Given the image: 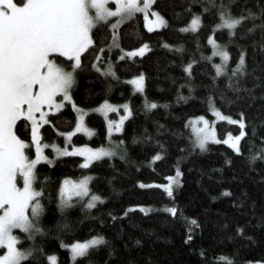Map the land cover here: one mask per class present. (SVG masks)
Listing matches in <instances>:
<instances>
[{
  "label": "trees",
  "instance_id": "obj_1",
  "mask_svg": "<svg viewBox=\"0 0 264 264\" xmlns=\"http://www.w3.org/2000/svg\"><path fill=\"white\" fill-rule=\"evenodd\" d=\"M189 3H192V12L186 10ZM242 3L245 0H240ZM246 3L253 11H258L264 0H246ZM240 4L233 7L234 13L239 11ZM155 7L168 20L166 27L147 30L142 13L119 25L124 48L138 47L144 41L150 44V52L143 57L126 58L124 61H116L118 50L113 49L111 59L116 62L119 81L104 79L91 68L94 51L82 54L84 67L78 70L73 97L78 105L89 110L85 123L95 132L91 137L75 133L67 146L89 144L92 147H111L112 144L117 154L94 161L88 168L80 166L83 158L79 155L56 157L52 164L40 162L37 165L40 180L48 177L44 201L47 211L43 224L50 230L37 243L43 245L46 253L56 254V264H89V260L91 264H230V261L231 264H246L249 260H264V225L259 223L264 214V182L259 179L264 175V161L257 160L255 166H251L246 155L235 153L221 141H209L208 150L204 152L198 147L193 150L189 139L194 121L189 123V120L200 115L214 122L212 127L219 137L228 132L233 135L239 132V125L217 119L209 111V93L213 94L217 107L225 115L238 119L243 109L250 121H258L264 118V100L259 98L264 89L258 81L247 80L249 88L253 83L257 84V99L249 106L247 100L236 101L233 92L227 89L226 75L221 74L213 80L215 69L212 64L219 63L220 57L214 56L212 61H207L201 58V54L207 56L212 52L207 37L212 32V25L219 21L214 9L203 15V24L195 32H181L179 29L190 21L192 13L201 11L199 0H156ZM256 22L259 23V20ZM111 31L110 27L103 25L98 31L94 29L95 38L98 42L107 43L111 39ZM242 31L239 30L234 38L229 37L226 27L215 31L216 40L225 45L231 54L229 70L234 67L240 48L246 46L247 68L250 72L255 68L254 75L257 77L264 75L260 71L264 68L261 33L257 30L255 34L242 37ZM165 41L174 46L183 45V48L169 49L163 46ZM57 59L67 66V58L57 56ZM190 60L197 63L193 65L189 79L183 66ZM140 71L146 75L144 93L134 91V86L127 82L128 77ZM188 83L193 85L191 91ZM222 90L224 100L220 98ZM180 94L188 99H181ZM145 96L149 101H156L157 107L146 109ZM104 99L116 105L129 102L133 112L124 120L121 132L111 133V142L108 121L119 120L124 115V109L119 107L107 116L92 111ZM228 99L234 103L228 104ZM75 115L71 103H66L60 113L50 114L49 118L63 132L74 126ZM186 123L189 124L187 128ZM42 131L43 142L49 145L45 152L52 157L51 145L55 143L64 147L65 138L50 125H44ZM246 131L252 134L250 127ZM257 131L259 135H264V128L259 124ZM18 134L30 139L23 126H20ZM255 138L258 144L259 136ZM118 141L124 143L120 145L116 143ZM241 144L244 152L248 153L246 138H242ZM160 145L164 146L163 149ZM158 151H163L164 156L153 162L151 157ZM29 154L33 155L32 148ZM121 155L125 158L121 159ZM226 160L232 163L227 164ZM177 163L184 173L181 178L184 182L175 188L174 200L157 185L141 187L137 183H166V177L174 174ZM90 174L89 187L106 199L88 209L84 207L87 203L85 198L61 212L57 200L63 179L70 177L76 180ZM224 188L230 189L232 195H221ZM214 196L216 199L212 198ZM233 200L237 203L233 204ZM241 200L244 202L240 203ZM172 203L179 206L182 215L172 217L163 210ZM134 204L151 206L153 210L146 214L136 208L122 215L129 205ZM184 217H195L200 221V227L194 230L193 238L188 242L184 239L187 235ZM58 221L69 224L70 230H58ZM238 224L246 226L244 236L236 235ZM97 234L103 235L107 243L93 250L88 258L77 257L73 261L70 250L61 246V241L68 244ZM249 236L254 239H248ZM30 243L24 241L20 246L27 247ZM225 256L230 261L222 259ZM28 264L50 262L38 257Z\"/></svg>",
  "mask_w": 264,
  "mask_h": 264
},
{
  "label": "snow or ice",
  "instance_id": "obj_2",
  "mask_svg": "<svg viewBox=\"0 0 264 264\" xmlns=\"http://www.w3.org/2000/svg\"><path fill=\"white\" fill-rule=\"evenodd\" d=\"M110 2L113 0H0V264H22V262L28 264L31 259L38 257L45 258L50 264L57 262L55 253H46L43 245L37 243L39 238L45 237L50 231L43 224V216L47 211L44 201L48 177H44L43 180L39 178L37 165L41 161L52 164L56 157L78 154L83 157L80 166L88 168L94 161L117 154L112 147L104 145L92 147L89 144H73L70 149L67 147L75 133H86L91 137L95 132V129L85 123V116L89 110L78 105L73 97L78 70L84 67L82 54L90 50L94 51L95 58L91 61V68L104 79L112 78L119 81L116 62L111 59L113 49L118 50L116 61L143 57L145 53L150 52V44L147 41L139 43L138 47L124 48L118 31L119 25L140 13L143 14L145 27L149 31L166 27L169 22L155 7L156 0H114V6H109ZM199 2L201 11L192 13L190 21L179 30L195 32L203 24V15L215 10L219 21L212 25V32L207 37L212 52L207 56L202 53L201 58L212 61L214 56H219L220 62L212 64L215 69L213 80L215 81L221 74L226 75V87L233 92L236 101L247 100L250 106L257 99L255 93L257 84L253 83L249 88L246 86L247 80L258 81L259 86L264 89V75L257 77L254 75L255 68L251 72L247 68L246 46L240 48L234 67L229 70L228 62L231 54L225 45L216 40L214 34L216 30L225 27L230 38L236 37L241 29L242 37L255 34L259 30L261 39L264 40V3L259 5L258 11H253L247 6L246 0L242 4L240 0H219V2L199 0ZM237 4H240V9L234 13L233 7ZM186 10L192 12V3L187 5ZM149 13L154 19L150 18ZM113 17L117 18L114 22L110 20ZM257 20L259 23L256 22ZM103 25L112 29L111 39L107 43L98 42L95 38L94 29L98 31ZM163 46L169 49L183 48V45L174 46L166 41ZM260 47L264 48V42L260 43ZM57 56L67 58V66L58 62ZM196 63V60H190L183 66L189 79L192 77L193 65ZM260 71L264 73V68ZM127 82L134 86V91L145 92L146 75L143 71L128 77ZM111 86L108 85L109 88ZM188 88L191 91L192 83H188ZM180 98L188 99L183 94H180ZM220 98L225 99L223 90L220 92ZM259 98L264 100V93H261ZM66 102L71 103L76 113L75 123L71 130L62 132L56 128L49 116L60 113L61 109L65 108ZM207 102L209 111L217 119L239 125L238 134L233 135L228 132L223 143L229 145L235 153L246 155L251 166H255L257 160L264 161V135H259L257 131V124L264 128V118L250 121L243 109L240 110L238 119L225 115L221 108L217 107L211 93L207 96ZM227 103L233 104L234 101L228 99ZM119 107H123L124 115L117 121H108L110 142L111 133L121 132L124 120L133 115L130 104L124 102L123 105H116L104 99L95 109L107 116L108 112ZM144 107L154 109L157 107V102L149 101L145 96ZM193 120L202 123L199 125L191 123ZM189 123H191L189 139L192 141L193 150L198 147L201 152L207 151L208 142L217 141L216 130L212 127L214 122L200 115L190 118ZM44 125L52 126L65 138L64 147L55 143L51 145L55 151L53 157H49L44 152V149L49 147L43 142ZM20 126H23L26 135H30V139L18 134ZM188 126L189 124L186 123L185 127ZM247 127L251 128V135L246 131ZM256 136H259L258 144ZM242 138H246L249 145L248 153L244 152ZM116 143L122 145L124 142ZM32 146L35 148L34 156L29 154ZM160 147L163 149L164 146L160 145ZM163 156L164 152L158 151L151 160L154 162ZM124 158L125 156L121 155V159ZM225 162L232 163L231 160ZM183 175L177 163L174 174L166 177V183L157 184L156 181H152L149 185H145L143 181L137 183L141 187L157 185L164 190L167 197L174 200L175 188L184 182L181 179ZM91 178L90 174L76 180L70 177L63 179L58 189L57 200L61 212L78 201L83 202L85 198L87 203L84 207L88 209L106 199L91 190L89 187ZM259 179L264 182V175ZM221 195L231 196L232 192L224 188ZM212 198L216 199L215 196ZM232 203L236 204L237 201L233 200ZM136 208L146 214L153 210L151 206L134 204L129 205L122 215H127L128 211ZM163 210L172 217L182 215V210L175 203L166 205ZM184 219L187 223V235L184 239L188 242L192 240L194 230L200 227V221L195 217H184ZM259 223L264 225V214L261 215ZM245 227L238 224L235 228L236 235L244 236ZM56 228L60 231H68L71 226L66 222L62 224L58 221ZM248 239L254 237L249 236ZM24 241L32 243L27 247L20 246ZM106 243L105 237L97 234L68 244L61 241V246L68 248L73 261H76L77 257L88 258L93 250ZM201 255L204 253L201 252ZM222 259L230 261L226 256ZM89 264H91L90 260ZM246 264H264V260H249Z\"/></svg>",
  "mask_w": 264,
  "mask_h": 264
},
{
  "label": "rangeland",
  "instance_id": "obj_3",
  "mask_svg": "<svg viewBox=\"0 0 264 264\" xmlns=\"http://www.w3.org/2000/svg\"><path fill=\"white\" fill-rule=\"evenodd\" d=\"M109 6H114V0H113V2H110ZM149 15H150V18L154 19V17L151 16V13H149ZM142 16H143V14H142ZM115 19H117V18H115V17L110 18V20H111L112 22H114ZM144 26H145V21H144ZM145 28L148 30L147 27H145ZM66 103H70V102H66ZM96 108H97V107H96ZM96 108H94L92 111L97 112V111H95ZM117 110H118V108H117L116 110H114V111H117ZM110 112H111V111H110ZM97 113H100V114L104 115V113H102V112H97ZM108 113H109V112H108ZM193 123H196L197 125H199V124H201L202 122H200V121H198V120H194ZM84 134H86V133H84ZM237 134H238V133H237ZM216 135H217V133H216ZM225 138H227V134H226L225 136H223V137H219V136L217 135V141H221V142H223V140H224ZM217 141H215V142H217ZM110 146L113 147L112 144H110ZM67 147L70 149L72 146H67ZM105 147H107V146H105ZM32 149H33V155H32V156H34V155H35V148H34V146H32ZM51 151H52V157L55 156V151H54V149H53L52 147H51ZM44 152H45V149H44ZM45 154L47 155L46 152H45ZM75 155H78V154H75ZM48 156H49V155H48ZM49 157H50V156H49ZM82 158H83V157H82ZM41 162H47V161H41Z\"/></svg>",
  "mask_w": 264,
  "mask_h": 264
}]
</instances>
